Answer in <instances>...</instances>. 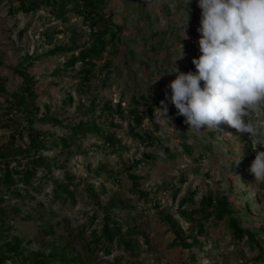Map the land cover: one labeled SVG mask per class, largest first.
Masks as SVG:
<instances>
[{
	"label": "rangeland",
	"instance_id": "374dc122",
	"mask_svg": "<svg viewBox=\"0 0 264 264\" xmlns=\"http://www.w3.org/2000/svg\"><path fill=\"white\" fill-rule=\"evenodd\" d=\"M187 3L107 0L102 13L110 15L120 29L84 76L80 62L65 67V61L91 39L89 25L80 14L70 6L62 16L42 6L25 12L15 0H0V82L7 92L16 90L22 78L11 67L24 53L36 55L26 66L35 81L36 117L46 114L61 121H36V129L60 137L67 125L94 121L114 135L110 143L90 132L67 147L47 142L42 154L54 166L49 175L39 170L42 186L22 188L20 197L6 194L0 202V245L17 240L26 259L66 249L75 257L72 264H264V248L245 237L234 238L226 218L209 217L204 233L196 234L181 213L197 208L201 197L209 193L225 195L239 224L254 228L264 245V183L256 182L249 171L256 147L264 151L258 145L264 143V136H239L226 124L220 125L222 132L196 134L188 131L183 116L178 114L180 121L172 116L178 110L171 103L168 85L176 77L168 72L177 67L195 73L192 60L200 55L201 9L198 0H191L189 18ZM55 46L71 50L47 53ZM4 98L0 93V148L13 142L15 147H25L28 138L22 113L10 111ZM154 100L158 103L149 113L147 107ZM161 101L167 105L170 125L155 110ZM118 103L121 116L116 113ZM133 107L143 113L138 131L147 140L137 139L130 129L128 110ZM251 122L264 128V111ZM181 143L188 145L187 151L180 148ZM2 166L0 160V174ZM130 174L138 176L136 184ZM54 179L70 183L74 202L51 198ZM186 196L192 202L180 205ZM105 209L122 235L132 239L134 255L115 239L96 241L91 235L93 229L100 235ZM167 216L192 246L173 242ZM132 227L134 233L129 232ZM21 257L6 256V261Z\"/></svg>",
	"mask_w": 264,
	"mask_h": 264
},
{
	"label": "trees",
	"instance_id": "16d2710c",
	"mask_svg": "<svg viewBox=\"0 0 264 264\" xmlns=\"http://www.w3.org/2000/svg\"><path fill=\"white\" fill-rule=\"evenodd\" d=\"M18 2V7L27 12L36 9L40 6L47 8L49 12L56 16L64 15L67 6L74 9L80 14L89 25V34L91 36L90 41L87 42L85 48L79 51L75 56H71L65 61V67L73 65L75 62H80L82 67L80 71L84 74L89 73L95 66L96 59L104 51L107 44H110L116 38L117 31L120 29L119 25L112 22L110 15H104L102 13L103 6L107 0H15ZM61 50H71L63 46H55L50 48L47 53L53 54ZM37 58L36 55H29L24 53L21 60L12 68V70L22 78L21 85L12 92H7L0 82V93L5 95V102L7 107L18 110L22 113L25 126L27 128L28 142L25 147H15L14 142L10 147L3 146L0 148V160L3 162L0 174V202L3 200V196L6 194H13L16 197H20L22 188L32 187L33 189H39L42 186L41 178L37 177L39 170L44 175H49L54 166V163L49 157L43 156L42 152L48 148L47 142L62 147H67L75 138L84 136L90 132L96 135L101 134L104 138V142L110 143L114 141V135L111 133H105L103 128L97 125L94 121H79L77 124L67 125L66 132L60 137L48 135L46 132H42L36 129L34 123L38 122H51L55 124L58 121L55 117L49 115H43L39 119L36 117V113L39 110L36 104L37 93L34 87V76L26 71V66L31 65ZM59 69L54 71L56 74ZM85 78V77H84ZM158 103L154 100L147 107L149 113L152 108ZM117 114L122 115L120 110V104L117 105ZM109 113V111H108ZM129 117L131 118L130 129H133V134L137 139L147 140L141 136L138 131L140 127V121L143 113L140 112L137 107H133L128 110ZM111 114V112H110ZM173 118L180 121L178 113H173ZM110 124H113L110 122ZM17 136L20 132L17 130ZM16 135H12L11 140L14 141ZM148 139H152L149 138ZM180 148L187 151L188 145L181 143ZM24 159V162L22 161ZM14 162V165H11ZM137 163V161H133ZM133 183L136 184L137 175H129ZM51 184V198L66 199L70 202L75 201L74 191L70 189V183L62 179H54ZM192 202L191 197H182L179 200V204H190ZM233 210L229 207L228 199L225 195H212L207 194L201 197L199 206L197 208H190L189 211H181L186 220L191 223V228L195 230L196 234L204 233V225L211 216H216L217 219L226 218L227 225L231 230L234 238L241 240L246 238L259 246L260 249L264 248L261 243V239L254 228L242 227L239 224V219L233 215ZM108 210L105 209L104 222L101 227L100 235L93 229L91 235L99 241L100 238L112 243L115 239L116 242L121 244L123 248L131 255H134L135 248L133 241L130 237H124L120 231L118 223L110 219L108 216ZM196 216V217H194ZM169 226L174 232L173 242L181 247H190L192 242L185 240L179 233L175 222L167 216ZM135 227H132L129 232L134 233ZM106 248V247H105ZM106 248V252H107ZM15 255L21 257V251L19 249V242L17 240L6 241L3 245H0V264H52L57 261V264H72L75 261V257L68 255L66 249L60 251H49L45 254L35 255L32 258L21 257L19 261H6V256Z\"/></svg>",
	"mask_w": 264,
	"mask_h": 264
},
{
	"label": "clouds",
	"instance_id": "9594fccd",
	"mask_svg": "<svg viewBox=\"0 0 264 264\" xmlns=\"http://www.w3.org/2000/svg\"><path fill=\"white\" fill-rule=\"evenodd\" d=\"M197 6L201 18L200 55L192 60L196 72L177 67L168 72L176 77L168 85L171 103L193 133L222 132L220 125L226 124L239 136H264V128L251 122L264 111V0H198ZM160 103L155 110L170 125L167 105ZM255 153L249 171L256 182L264 183V151L256 147Z\"/></svg>",
	"mask_w": 264,
	"mask_h": 264
}]
</instances>
